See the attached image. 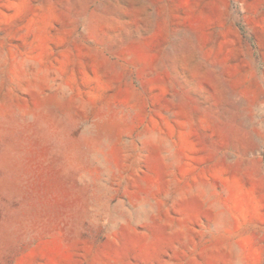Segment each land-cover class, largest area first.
I'll use <instances>...</instances> for the list:
<instances>
[{
    "label": "rangeland",
    "instance_id": "obj_1",
    "mask_svg": "<svg viewBox=\"0 0 264 264\" xmlns=\"http://www.w3.org/2000/svg\"><path fill=\"white\" fill-rule=\"evenodd\" d=\"M0 264H264V0H0Z\"/></svg>",
    "mask_w": 264,
    "mask_h": 264
}]
</instances>
